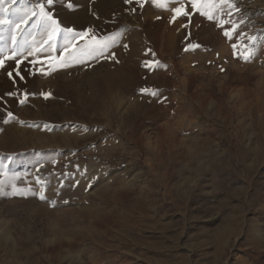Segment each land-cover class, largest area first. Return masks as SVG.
Wrapping results in <instances>:
<instances>
[{
  "label": "rangeland",
  "instance_id": "obj_1",
  "mask_svg": "<svg viewBox=\"0 0 264 264\" xmlns=\"http://www.w3.org/2000/svg\"><path fill=\"white\" fill-rule=\"evenodd\" d=\"M143 2L5 0L0 264H264V0Z\"/></svg>",
  "mask_w": 264,
  "mask_h": 264
},
{
  "label": "snow or ice",
  "instance_id": "obj_2",
  "mask_svg": "<svg viewBox=\"0 0 264 264\" xmlns=\"http://www.w3.org/2000/svg\"><path fill=\"white\" fill-rule=\"evenodd\" d=\"M14 2V0H13ZM137 4H139L140 7L144 6V2L143 0H136ZM152 2L157 6V7H164L163 4H159L156 3V0H152ZM176 3H179L181 6L174 8L172 11L174 12V16L173 19L176 18V15H186V13L184 12L183 9V0H175ZM191 4H192V8L194 10L198 9V0H190ZM5 0H0V11H6V9H4L2 6L4 5ZM54 0H47V5L51 6L53 5ZM125 3H132V0H125ZM219 4L220 5H224L227 6L229 8L234 7L235 5L232 3V0H219ZM68 8H73L74 5L72 3H68ZM36 8L39 9V11H35V10H31V14L32 16L38 17V24L40 27H42L45 31L48 32L49 35V39H55L57 34H59L61 31H63L65 33V38L66 39H75V37L77 35L79 36H85L87 35V33L81 32V33H73V30L71 28H66V29H60V26L57 24V22L55 21V19L52 18V16L50 15L49 12L45 11V6L43 4H37ZM133 11H135V9H133ZM201 15H207L209 19H217L216 17L205 13L203 10H201ZM3 20H0V23H3ZM26 20H22L20 21V23H26ZM217 22L219 23V21L217 20ZM236 31L235 25L232 28V31H225L224 35L225 37L231 39L232 38V33ZM67 33H72L71 37L67 36ZM93 40H95V38L93 37ZM115 40L112 37H108V38H104L101 41H96L93 44H89L87 46L84 47H79L77 48L76 52L71 53L70 55V60L76 61V62H83V59L85 57H95L97 55H102L104 53V51L107 50L108 47L111 46L112 43H114ZM235 47V45H234ZM65 51H67V49H65ZM242 55H244L245 59H249L250 57L247 54L242 53ZM68 63V61H65V64ZM4 67V61L0 60V68ZM9 77L12 76V73L9 72L8 73ZM17 76H20V72L17 71L16 72ZM21 79H23V76H20ZM147 91V90H145ZM153 95H155L156 93H152ZM42 95L45 96V98H47V94H43ZM21 103H24L23 100L20 101ZM3 181H0V184H2ZM13 187V193L12 194H22L21 190L17 189L15 185L12 186ZM43 189H41V199H43Z\"/></svg>",
  "mask_w": 264,
  "mask_h": 264
}]
</instances>
